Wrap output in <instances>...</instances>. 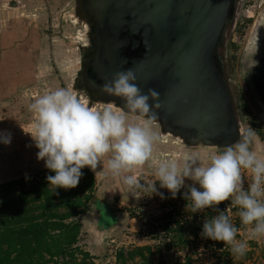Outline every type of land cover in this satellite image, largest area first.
I'll return each mask as SVG.
<instances>
[{
  "label": "rangeland",
  "instance_id": "374dc122",
  "mask_svg": "<svg viewBox=\"0 0 264 264\" xmlns=\"http://www.w3.org/2000/svg\"><path fill=\"white\" fill-rule=\"evenodd\" d=\"M236 13L232 26H229L230 31L224 50V80L231 94L235 95L232 105L238 128L235 142L240 138L242 130L252 127L256 137L251 150L259 158L264 159V124L259 118L262 110L257 109L258 104L253 97V92L248 93L241 80V74L245 68L243 65L245 51L252 44L253 34L264 18V0H238ZM91 45L90 19L79 14V0H0V56L5 52H9L10 56L17 52L20 54L22 47L23 50L28 47L29 53H35L32 62L40 72L38 76L33 75L30 71L31 67L21 71L22 75L17 77V81L23 85H19L14 95L9 97V102L0 107V119L9 121L6 123L8 125L6 131L12 132L11 145L13 146L3 150L0 148V152L3 153H0V184L26 179V175L29 177L47 169L41 162L35 159L31 161V152L37 153L38 149L34 146L31 136L24 132L30 128L34 118V113L29 111V104L35 98L57 88H66L76 92L85 103L97 109L111 104L91 100L84 86L78 84L81 63ZM38 55L39 60H37ZM239 94L245 100V106L237 105L236 100L239 99ZM111 105L114 110H122L114 104ZM126 119L129 123H143L149 120L133 113H127ZM151 126L161 138L159 147L163 151L157 152L156 156L153 154V159L157 161L158 158L159 162L171 156L178 166L182 167L185 156L190 153H199L203 157L211 152L223 151L227 147L208 146L201 142L191 146L181 138L164 132L160 124L154 120H151ZM0 128H4L3 125L2 127L0 125ZM1 146L3 147L2 143H0ZM167 146L176 149L178 154L167 152L165 150L168 149ZM33 157L36 158L37 155L33 154ZM159 162L154 164L155 171ZM242 171L246 177L250 178L249 171ZM139 177L146 181L156 179L153 172L139 175ZM190 184L193 182L186 179L185 186ZM156 186L160 192L164 193V199L155 194L140 198H138L139 193L137 198L129 193L126 194L120 201L118 199L116 204L113 203V206H119L117 210L123 212L125 216V224L119 228L120 230H115L105 241L98 242L91 237L89 230L82 228L77 246L82 251L88 252L96 264H161L156 252L157 236L151 228L149 235L139 231L138 213L143 210L156 218V221H161L169 212L178 217L182 204L177 205V202L184 199L182 193L185 189L181 188L177 196L172 198L168 189L159 187V181H156ZM195 186L199 187L198 184ZM247 186V179H245L244 187L247 188ZM224 203L226 208L231 209L227 214L239 228L237 239L242 237L247 239L246 228L240 223L238 210L231 207L230 201L226 200ZM190 205L191 201L186 200L184 214H188L191 218H179L170 230V238L175 243V249L169 252V257L174 264H215L217 260L220 264H264V237L248 240L246 254L237 257L230 252L229 246L223 241L205 239L200 235L206 219L218 213L213 208L191 213ZM89 208L90 206L88 210ZM220 210L223 209L220 208ZM78 219L81 221L82 215ZM129 219H136L138 225L135 222L130 225ZM107 220L110 221L108 218ZM163 241L166 242L165 238ZM140 247H149L151 251L144 250L143 259L140 256L131 258L130 253ZM120 252L123 253L122 258L118 257Z\"/></svg>",
  "mask_w": 264,
  "mask_h": 264
},
{
  "label": "clouds",
  "instance_id": "9594fccd",
  "mask_svg": "<svg viewBox=\"0 0 264 264\" xmlns=\"http://www.w3.org/2000/svg\"><path fill=\"white\" fill-rule=\"evenodd\" d=\"M257 64L258 61L250 68ZM135 80V74L129 69L117 72L102 86L104 93L124 100L119 111L111 104L100 109L92 107L66 88L48 91L29 104L34 118L30 128L23 130L38 149L37 159L55 173L46 176L53 186L52 192L76 187L84 175L82 169L87 166L95 172L98 164H102V157H107L105 174L118 177L128 193L136 198L139 193L138 198L155 194L164 199L156 181L175 198L188 179L193 184L187 185L182 195L191 201V213L205 208H213L218 213L203 223L201 237L223 241L233 255L244 256L248 240L264 237V159L251 150L256 132L252 127L242 130L238 141L223 151L203 157L190 153L185 156L182 167L171 156L166 157L156 166V179L143 180L132 173L149 160L158 136L152 131L151 119L129 123L126 114L154 118L152 109H159L161 104L157 91L149 89L147 94H142ZM150 99L155 102L151 106ZM11 139V133L0 132V143L10 145ZM242 170L249 171L250 178ZM26 179H29L27 175ZM197 184L199 187L195 186ZM226 200L238 210L247 239H237L239 228L226 210L217 207Z\"/></svg>",
  "mask_w": 264,
  "mask_h": 264
},
{
  "label": "water",
  "instance_id": "95a60500",
  "mask_svg": "<svg viewBox=\"0 0 264 264\" xmlns=\"http://www.w3.org/2000/svg\"><path fill=\"white\" fill-rule=\"evenodd\" d=\"M124 1L129 20L134 21L130 26L134 30L125 36L120 48L122 53L116 58L104 48L108 69L105 76L112 80L117 72L131 69L136 76L134 83L142 94H147L149 89L159 93L161 107L155 110L160 123L154 121L164 132L191 146L200 142L221 146L215 140L223 143L231 133L235 135L234 140L223 146L235 142L238 128L229 100L224 96L226 84L219 67L210 61L216 44L215 31L219 30V25L213 26L212 21L213 12L218 10L215 0ZM254 42L245 51V68L241 74L248 93L264 91V57L254 60ZM84 63L83 59L79 78L85 70ZM153 103L150 99L149 105ZM257 109L262 110L259 118L264 124V106L258 104ZM142 117L153 120L151 116ZM182 188L186 190L187 185ZM89 206L87 229L95 241H105L118 228L117 218L111 206L95 196Z\"/></svg>",
  "mask_w": 264,
  "mask_h": 264
},
{
  "label": "trees",
  "instance_id": "16d2710c",
  "mask_svg": "<svg viewBox=\"0 0 264 264\" xmlns=\"http://www.w3.org/2000/svg\"><path fill=\"white\" fill-rule=\"evenodd\" d=\"M82 172L76 187L55 193L46 180L55 173L48 169L0 184V264H96L77 246L82 231L78 218L88 210L96 189L94 174L87 167ZM144 250L151 251L140 247L130 257L143 259Z\"/></svg>",
  "mask_w": 264,
  "mask_h": 264
},
{
  "label": "flooded vegetation",
  "instance_id": "af4514ba",
  "mask_svg": "<svg viewBox=\"0 0 264 264\" xmlns=\"http://www.w3.org/2000/svg\"><path fill=\"white\" fill-rule=\"evenodd\" d=\"M237 1L238 0H215L218 10L213 12L212 21L213 26L219 25V30L215 31L216 36L214 42L216 44L213 57L210 61L212 64H216L219 67L223 80L225 76L224 50L226 48L228 32L230 31L229 26H232L237 14ZM126 8L127 3L124 0H79V14L90 19L92 45L84 58L85 70L79 78L78 84L84 86L91 100L103 101L116 106H124V100L117 96L108 95L101 90L106 82L111 81L105 76L108 69L106 70L107 64L104 60V48H108L114 58L122 53L120 48L126 39L125 36L134 30L130 27L131 23L134 21L129 20V12H126ZM253 37L255 42L252 46V57L256 60V58L261 56L264 57V18L255 30ZM225 84L227 92L224 96L225 99L229 100L232 108L235 95L231 94L227 82H225ZM253 97L256 103L264 106L263 90L260 92L253 91ZM238 98L239 99L236 100V102L238 101L237 105L239 107L245 106V100L242 98L241 94L238 95ZM152 111L155 113V117H152V119L158 120V112L155 109H152ZM159 121L160 120L157 122ZM185 137V139L190 140L187 135H185ZM234 138L235 135L233 136V133H231L225 142L222 143L219 140L215 141L223 146L229 141L234 140Z\"/></svg>",
  "mask_w": 264,
  "mask_h": 264
},
{
  "label": "crops",
  "instance_id": "0c3cea01",
  "mask_svg": "<svg viewBox=\"0 0 264 264\" xmlns=\"http://www.w3.org/2000/svg\"><path fill=\"white\" fill-rule=\"evenodd\" d=\"M29 50L30 49L28 47L25 48L24 50L22 47V51H20V54H18L19 52L15 53L11 56H10L9 52H5V53L1 54V56H0V59H1L0 60V107H1V105H4L5 103L9 102V100H10L9 97L14 95L13 93L15 91H17V88L19 87V85H21V84L23 85V83L20 84L17 81V77H20L22 75L21 71H24L27 68L31 67L30 71L32 72L33 75L37 74V76H38L40 74V72H38L39 68L36 67L34 62H32L34 60L35 53H31V52L29 53L28 52ZM24 54H25V56H24ZM38 54L40 55V53H38ZM39 55H38L37 60H39ZM7 122H9V121L0 119V125H1V127H2V125L4 127V128H0V132L10 133V132L6 131V129L8 128L7 127L8 125L6 124ZM151 128H152V131L154 133H156V135H157V132H155L156 131L155 128L153 126H151ZM11 135H12V132H11ZM158 138H159V140H157L153 144L154 147L152 148V155L149 158V160L142 167L135 169L132 174L139 176L142 174H148V172L149 173L150 172L155 173L154 172L155 171L154 164L156 162H159V160H158V158H157V161L155 159H153V154H155V156H156L157 152L163 151V149L161 147H159V145L161 146L160 136ZM8 146H12V145L11 144L10 145H4L3 144V147L1 146L0 148H1V150L8 149ZM166 148H168V149H165L167 152H170V153L172 152L173 154L175 153V155L178 154V153H176L177 152L176 149H172L169 146H167ZM17 150H15V151H17ZM0 153L3 154L2 151ZM33 154H37V153L31 152V154H30L31 155L30 156L31 161H33V159H35V160L41 162L42 164H44V161L38 160L37 157L34 158ZM101 160H102V164H98L95 172L90 170L89 167H87V166L86 167L94 174L95 179H96V189L94 192V196L96 198L100 199L103 203H108L111 206V209L113 210L114 215L117 218V220L115 222V226L119 225L116 230L119 231L120 230L119 228H121L125 224V218H124L125 216L123 215V212H120L117 210L119 208V206H117V205L113 206V203L116 204L118 199H119L118 201H120L121 198L123 199L125 197V195L128 194V190L120 183V179L118 177H113L111 174H107V175L105 174L107 157H102ZM87 211L84 214H82V219L80 222H81L83 230L86 229L88 231L87 226L90 223V218L87 217ZM92 212H94V210ZM92 214H91V216H92ZM136 221H137L136 219H129L130 225H131V223L133 225L134 222L136 223V225H138V223ZM91 237L94 239L92 234H91Z\"/></svg>",
  "mask_w": 264,
  "mask_h": 264
},
{
  "label": "built area",
  "instance_id": "2783aa9c",
  "mask_svg": "<svg viewBox=\"0 0 264 264\" xmlns=\"http://www.w3.org/2000/svg\"><path fill=\"white\" fill-rule=\"evenodd\" d=\"M185 201L186 199L180 200L177 202V205H181V210H179V216L177 217L176 214L173 215L172 212L166 214L165 218L163 217L161 221H156L151 214L145 213L143 210H140L138 221H139V231H142L143 234L149 235L150 228L154 231V234L157 236V258L160 259L161 264H174V261L169 257V252L172 249H175V243L170 238V230L172 226L178 221L179 218L190 219L191 217L185 213ZM225 203L221 209L226 210L227 213L230 212V208L225 207ZM169 215V216H168ZM200 220V219H199ZM152 235V234H151ZM166 240L164 242L163 240Z\"/></svg>",
  "mask_w": 264,
  "mask_h": 264
}]
</instances>
